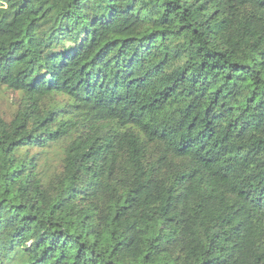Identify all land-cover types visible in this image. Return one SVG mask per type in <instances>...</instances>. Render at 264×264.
I'll return each mask as SVG.
<instances>
[{"label": "trees", "instance_id": "1", "mask_svg": "<svg viewBox=\"0 0 264 264\" xmlns=\"http://www.w3.org/2000/svg\"><path fill=\"white\" fill-rule=\"evenodd\" d=\"M0 264H264V0H0Z\"/></svg>", "mask_w": 264, "mask_h": 264}, {"label": "rangeland", "instance_id": "2", "mask_svg": "<svg viewBox=\"0 0 264 264\" xmlns=\"http://www.w3.org/2000/svg\"><path fill=\"white\" fill-rule=\"evenodd\" d=\"M107 0H94L96 5H102ZM15 97L5 90L0 91V115L8 116L14 107Z\"/></svg>", "mask_w": 264, "mask_h": 264}]
</instances>
